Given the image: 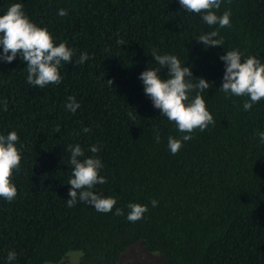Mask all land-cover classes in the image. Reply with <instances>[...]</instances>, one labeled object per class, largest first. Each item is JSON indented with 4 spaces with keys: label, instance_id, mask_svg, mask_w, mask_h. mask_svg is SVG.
I'll use <instances>...</instances> for the list:
<instances>
[{
    "label": "trees",
    "instance_id": "trees-1",
    "mask_svg": "<svg viewBox=\"0 0 264 264\" xmlns=\"http://www.w3.org/2000/svg\"><path fill=\"white\" fill-rule=\"evenodd\" d=\"M13 3L74 56L62 62L61 83L44 88L27 83L19 55L0 62V135L15 131L21 154L12 175L17 195L0 198V264H9L10 251L17 253L11 264H58L72 251L80 252L75 264H118L137 244L162 256L157 264H264V142L258 135L264 99L245 110L249 97L220 87V57L227 51L264 63V0H221L213 11L230 13L231 26L224 28L209 26L204 13L183 9L179 0H0V15ZM60 9L67 15H58ZM211 31L223 46L197 41ZM153 50L190 67L192 83L209 82L200 94L215 123L196 129L175 155L168 138L188 133L153 107L139 79L148 68L168 78ZM82 53L89 59L79 64ZM196 95L190 92L187 102ZM70 96L80 104L75 113L66 108ZM76 144L84 150L81 160H101L107 183L93 190L116 199L112 211L98 212L79 199L67 206V149ZM93 145L98 152H91ZM131 203L147 205L141 220L127 219ZM117 208L124 214L116 215Z\"/></svg>",
    "mask_w": 264,
    "mask_h": 264
},
{
    "label": "clouds",
    "instance_id": "clouds-1",
    "mask_svg": "<svg viewBox=\"0 0 264 264\" xmlns=\"http://www.w3.org/2000/svg\"><path fill=\"white\" fill-rule=\"evenodd\" d=\"M183 9L193 13H204L203 20L209 25H219L220 28L230 27V13L224 12L218 16L214 9H219L221 0H179ZM58 15L65 16L67 11L60 9ZM218 31H211L208 34H202L197 41L204 46H223V39L216 37ZM120 45L123 40L117 41ZM0 62L11 63L17 55L26 62L27 65V83L38 88H44L48 84H59L62 81L60 67L62 62L71 63L74 56L73 49L66 46L65 43L56 45L52 35L46 28L38 27L33 23L23 11L20 3H13L9 6L6 13L0 15ZM155 62L161 68L167 66L169 75L167 79H161L158 74L160 69H146L141 72L139 79L142 80L145 95H147L153 107L159 109L161 114L165 115L169 121L176 124L178 130L182 133H188L182 139L168 138V147L172 154H176L182 148V141H188L192 138L190 135L196 129L204 131L209 124L215 123L212 114L206 107V103L200 93L209 89V82L204 78L197 79V83H192V72L190 67L181 66L180 60L174 55H159L155 50L151 54ZM89 59L87 53L79 56L78 63L83 64ZM220 59L225 64L223 82L221 90L235 96H247L250 102H245L243 108L250 110L252 105L264 99V63H261L256 57H249L242 61L241 53L238 50L227 51ZM113 84L112 80H108ZM197 90V95L189 101V93ZM80 104L74 97H68L66 108L75 113ZM4 110H7L5 102ZM130 118L134 119L132 113ZM83 132L90 131L89 128H83ZM261 142H264V132L258 133ZM19 137L15 131H11L5 137L0 135V198L12 201L17 195V188L12 182L14 171L19 170L21 162L20 150L16 147ZM156 142H159V132L155 135ZM70 151L69 164L72 166V178L67 182L71 185L67 200L68 207H74L77 200L88 203L96 211L107 213L112 211L117 201L112 197H103L94 191L97 184L107 183V178L101 176L100 170L103 164L99 158L84 157V150L79 144L69 145ZM91 152L99 151L95 145L91 147ZM156 200H152L153 207L157 205ZM127 219L130 222H136L143 218L144 213L148 211L147 205L131 203ZM116 215H123V210L117 208ZM17 253L10 251L7 259L9 264L15 261Z\"/></svg>",
    "mask_w": 264,
    "mask_h": 264
},
{
    "label": "rangeland",
    "instance_id": "rangeland-1",
    "mask_svg": "<svg viewBox=\"0 0 264 264\" xmlns=\"http://www.w3.org/2000/svg\"><path fill=\"white\" fill-rule=\"evenodd\" d=\"M77 256L80 257V252L78 251L68 252L65 258L62 261H60L58 264H73L77 259ZM161 261H162V256L154 252H148L141 245L137 244L130 247L122 255L118 264H157L160 263Z\"/></svg>",
    "mask_w": 264,
    "mask_h": 264
}]
</instances>
